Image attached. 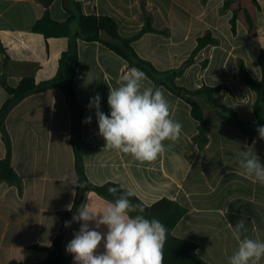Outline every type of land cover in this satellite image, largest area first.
<instances>
[{
    "label": "crops",
    "instance_id": "obj_1",
    "mask_svg": "<svg viewBox=\"0 0 264 264\" xmlns=\"http://www.w3.org/2000/svg\"><path fill=\"white\" fill-rule=\"evenodd\" d=\"M73 1L86 15L113 18L126 39L142 31L147 14L157 32L143 34L132 46L161 72L179 71L194 53L198 40L211 35L218 43L206 46L195 56L176 78L177 85L190 91L226 85L229 90L217 95L222 104L241 119L257 123V95L242 82L239 72L243 62L256 80L262 79L258 59L264 52V0H260L258 38H251L240 23L233 34L232 13L224 8L225 0ZM66 4V0L53 1L49 10L54 20L68 21ZM44 14L45 7L39 0H0V79L5 78L10 87L16 88L24 77H32L37 83L49 81L58 72L60 56L68 49L70 39H46L34 33V24ZM71 29L77 33L78 23L73 22ZM78 50L74 86L85 108L82 137L89 146L84 152L88 179L97 186L118 184L133 191L147 206L162 199L178 203L186 213L173 235L195 244L199 257L208 264H229L228 258L238 247L233 227L241 219L246 228L243 235L264 241V185L247 178L236 163V154L245 146H252L253 154L264 163V140L257 135L251 138L230 115L201 99L209 140L201 148L194 141L200 122L192 116L191 107L160 86L170 102L173 118L183 126L179 139L174 143L164 141L166 151L146 163L104 148L106 142L99 135L95 109L88 105L99 94L101 111L109 114V88L122 82L120 78L129 70V64L99 42L79 39ZM152 86L155 84L147 76L144 87ZM9 98L0 84V110ZM258 108L264 123V103ZM88 116L92 117L90 124L83 122ZM5 129L11 139V166L19 183L0 179V264H38L46 260L47 254L34 246L52 244L77 192L75 154L70 143L71 111L64 94L52 88L28 95L9 112ZM7 153L0 128V163ZM108 202L114 201L88 192L82 204L99 210ZM90 227H95L94 222ZM79 228L80 223L73 222L63 242L71 264L73 256L66 252V246ZM98 230L107 232L105 226ZM103 250L102 242L98 252Z\"/></svg>",
    "mask_w": 264,
    "mask_h": 264
},
{
    "label": "trees",
    "instance_id": "obj_2",
    "mask_svg": "<svg viewBox=\"0 0 264 264\" xmlns=\"http://www.w3.org/2000/svg\"><path fill=\"white\" fill-rule=\"evenodd\" d=\"M39 1L45 7V14L34 24L32 28L33 32L42 35L46 39L68 38L70 39V43L68 49L60 56L59 69L53 79L37 83L32 77H24L16 88L10 87L5 78L0 79V84L10 95V98L0 110V128L4 132V140L8 147L7 156L0 163V179L10 184L19 183V179L11 166V139L5 129L7 115L14 106L28 95L52 88L59 89L64 94L71 111L70 143L75 154L77 192L74 205L70 211L63 215L61 228L52 244L48 247L34 246V248L47 254L46 260L38 264H71V259L63 251V242L68 230L65 227V222L70 221L74 213L80 208L84 202L86 193L95 192L106 199L115 201L122 192L128 191L114 183H107L102 186L94 185L88 179L85 172L84 152L89 147L82 137V120L85 108L80 104L74 86L79 62L78 40L103 44L126 60L129 64V69L136 67L142 70L155 84V87L164 86L174 95L184 100L191 107L192 116L200 122L198 134L194 137V141L201 148L205 147L209 141L206 129L207 122L201 99H205L207 103L230 115L232 121L251 138L256 135L258 136L257 126H264L258 108L260 104L264 103V52L261 51L258 59L262 70V79L260 81L256 80L249 73L243 62L240 63V79L257 95L254 110L258 121L257 123H251L241 119L236 111L222 104L221 98L217 97L222 91L229 90L228 86H203L200 89L190 91L178 86L176 83V78L193 63L195 56L203 48L218 43L211 35H206L198 40V46L194 53L179 71L161 72L151 63L142 59L132 46V43L143 34L157 32L153 28L151 18L147 14L145 15V25L142 31L137 36L126 39L120 35L118 24L113 18L106 15H86L83 13L81 5L73 0H70V3L66 4L70 14V18L66 22H58L52 18L49 8L54 0ZM224 8L230 10L232 13L230 23L233 34H236L237 24L240 23L251 38H258V14L261 11L260 0H225ZM73 22H77L79 27L78 32L75 34L72 33L71 29ZM113 187L119 189L116 195L109 192V188ZM129 199L133 204L143 205V215L146 218H156L168 229V238L164 246V264H208L199 257L195 244L176 238L173 235L174 228L186 213V210L182 206L168 199H162L151 206L144 204L136 195L129 197ZM132 215H135V213Z\"/></svg>",
    "mask_w": 264,
    "mask_h": 264
},
{
    "label": "clouds",
    "instance_id": "obj_3",
    "mask_svg": "<svg viewBox=\"0 0 264 264\" xmlns=\"http://www.w3.org/2000/svg\"><path fill=\"white\" fill-rule=\"evenodd\" d=\"M120 80L117 87L109 88V114L101 111L99 94L88 105L89 109H95L99 135L106 142L104 148L129 154L140 163L153 162L166 151L164 141L174 143L179 139L183 126L173 118L164 90L144 87L147 76L142 70L132 67ZM91 121L88 116L83 122ZM256 130L259 139L264 140V126L258 125ZM252 148L245 146L237 153L236 163L247 178L264 185V163L253 154ZM118 191L109 188L113 195ZM134 195L133 191H124L99 210L82 204L72 220L65 222L66 228L73 222L80 223L79 231L66 246L74 264H164L168 229L158 219L146 218L143 205L133 204L129 199ZM93 222L94 228L90 227ZM101 226L107 228L106 233L98 230ZM244 231L241 219L233 227L238 247L228 258L229 264H260L264 259V241L249 238L243 235ZM102 242L104 250L98 252Z\"/></svg>",
    "mask_w": 264,
    "mask_h": 264
},
{
    "label": "water",
    "instance_id": "obj_4",
    "mask_svg": "<svg viewBox=\"0 0 264 264\" xmlns=\"http://www.w3.org/2000/svg\"><path fill=\"white\" fill-rule=\"evenodd\" d=\"M66 2H67V4H69L70 3V0H66Z\"/></svg>",
    "mask_w": 264,
    "mask_h": 264
}]
</instances>
